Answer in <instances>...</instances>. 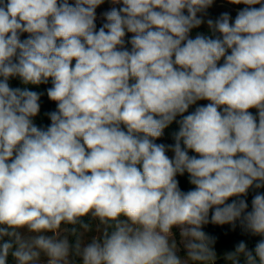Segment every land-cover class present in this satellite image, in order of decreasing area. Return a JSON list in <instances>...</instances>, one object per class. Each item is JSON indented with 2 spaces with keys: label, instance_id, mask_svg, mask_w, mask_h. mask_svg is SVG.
Segmentation results:
<instances>
[{
  "label": "clouds",
  "instance_id": "obj_1",
  "mask_svg": "<svg viewBox=\"0 0 264 264\" xmlns=\"http://www.w3.org/2000/svg\"><path fill=\"white\" fill-rule=\"evenodd\" d=\"M104 2L0 0V264H216L203 226L264 237V194L245 199L264 188V0H228L234 21L199 15L214 0H110L97 30ZM13 77L51 81L50 125ZM222 259L264 264V239Z\"/></svg>",
  "mask_w": 264,
  "mask_h": 264
},
{
  "label": "trees",
  "instance_id": "obj_2",
  "mask_svg": "<svg viewBox=\"0 0 264 264\" xmlns=\"http://www.w3.org/2000/svg\"><path fill=\"white\" fill-rule=\"evenodd\" d=\"M209 11V8L207 9ZM103 22L96 20V25H97V30L99 27H101ZM193 30H198L206 35H211L209 32V29L201 25L199 28L193 29ZM132 34H127L126 36V41L130 39ZM27 38V34H23L21 36V39ZM130 47V45H129ZM9 85L13 88H25L27 87L31 91H35L38 94H40V113L34 117V123L38 127H47L50 125L51 121L48 117V113L55 111L56 110V103L54 101H51L48 96H47V89L50 88L51 81H49L48 84H41L39 86L35 85H24L21 80L18 77H13L9 79ZM199 106V103L197 102V105L190 106L188 113H185V115L191 113L192 111L195 110V107ZM255 115V114H254ZM181 117H177V121L180 120ZM179 130V124L174 121L168 128L164 130V133L161 138H159L156 143H163L165 145H173L175 143L174 141V133H176ZM171 151L167 152V155L169 156ZM189 155H195L193 152H189ZM177 180L179 181V186L181 190L183 191H188L190 190L193 186L189 183V178L188 174L185 173L183 176L178 175ZM260 192L264 194V188L261 189H250L247 197L245 199L247 200V203L249 205V210H251V201L253 196L257 193ZM231 202V201H229ZM203 231H205L208 235L212 236L215 238V251L217 252L218 257H221V259H218L216 264H224V261L222 259L223 254L226 252H230L234 250L235 246L243 241L247 244L248 248L254 249L256 243L264 239V237L261 236H255L252 235L249 232H246L240 225L239 221L236 222L235 227L230 224H225V225H215L212 223H209L205 226H203ZM181 253H184L181 251ZM180 253V254H181Z\"/></svg>",
  "mask_w": 264,
  "mask_h": 264
},
{
  "label": "rangeland",
  "instance_id": "obj_3",
  "mask_svg": "<svg viewBox=\"0 0 264 264\" xmlns=\"http://www.w3.org/2000/svg\"><path fill=\"white\" fill-rule=\"evenodd\" d=\"M73 2V0H70V3ZM113 5L110 3V0H105V2L100 5L97 9H96V16L97 19L101 22L104 23V19H103V13L105 11H108ZM117 7H119V5H116ZM246 7L243 4L240 5H236V4H231L228 2V0H214L213 5L209 8V11H206V14H199L202 15L203 19L205 21H207V19H217L222 13L227 12L231 15L233 21L235 19V16L237 14V12ZM256 7H259V5H257ZM204 27H207V24L204 23L202 24ZM197 34H205L201 31L198 30H192L191 32V36L194 38ZM206 35V34H205ZM223 61H221L222 63ZM199 105H204L207 104L208 101H198ZM253 112V114H256V110L252 109L251 110ZM174 154L172 152H170L169 157L171 158ZM175 231V235H176V239L179 240V232L178 230H174ZM90 235H94V233L90 234ZM180 255H184V253H181Z\"/></svg>",
  "mask_w": 264,
  "mask_h": 264
}]
</instances>
